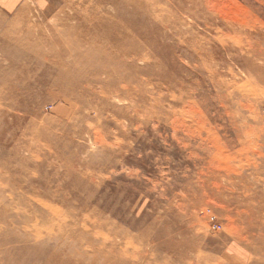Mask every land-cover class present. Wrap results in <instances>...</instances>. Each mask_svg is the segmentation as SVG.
<instances>
[{
	"label": "rangeland",
	"instance_id": "rangeland-1",
	"mask_svg": "<svg viewBox=\"0 0 264 264\" xmlns=\"http://www.w3.org/2000/svg\"><path fill=\"white\" fill-rule=\"evenodd\" d=\"M198 1L0 0V264H264V0Z\"/></svg>",
	"mask_w": 264,
	"mask_h": 264
},
{
	"label": "bare ground",
	"instance_id": "bare-ground-1",
	"mask_svg": "<svg viewBox=\"0 0 264 264\" xmlns=\"http://www.w3.org/2000/svg\"><path fill=\"white\" fill-rule=\"evenodd\" d=\"M147 1V0H146ZM212 2V1H211ZM123 3V2H122ZM117 4H118V2H117ZM120 4V3H119ZM125 4V3H124ZM197 4H200V5H202V2L199 0L198 2H197ZM205 6H206V4H204ZM213 5V4H212ZM97 6V5H96ZM208 8V7H207ZM95 10H97V9H95ZM94 10V11H95ZM93 11V10H92ZM139 12V11H138ZM138 14V13H137ZM120 15H121V13H120ZM68 18V17H67ZM140 18V17H139ZM144 18V17H143ZM81 21V20H80ZM236 21V20H235ZM84 22V21H83ZM83 22H82V24H83ZM88 23H89V21H88ZM94 23V22H93ZM66 24V23H65ZM134 26V25H133ZM65 27H67V25H65ZM70 27V26H69ZM84 27V26H83ZM89 27V26H88ZM55 28V27H54ZM80 28H82V27H80ZM130 29V28H129ZM65 30V29H64ZM80 30V29H79ZM87 31H89L88 29H86ZM81 31H82V29H81ZM80 31V32H81ZM84 31H85V28H84ZM30 32V30L29 29H27L26 30V34H25V36H26V39L28 40V38H30V35H31V33H29ZM71 32V31H70ZM78 32V31H77ZM80 32H78L79 34H80ZM83 32V31H82ZM81 32V33H82ZM7 33V32H6ZM86 33V32H85ZM134 33V32H133ZM68 34V33H67ZM73 34V33H72ZM59 35V34H58ZM74 35H75V33H74ZM88 35V34H87ZM64 36H66V34L64 35ZM64 36H62V37H64ZM82 36V35H81ZM83 36H85L86 37V35H83ZM96 36H97V34H96ZM122 36H123V34H122ZM67 37H69L68 35L66 36V38ZM77 37V36H76ZM75 37V38H76ZM81 38V40H82V37H80ZM86 38H89V37H86ZM70 39V38H69ZM140 39V38H139ZM62 40V39H61ZM65 40V39H64ZM63 40V41H64ZM76 40H77V38H76ZM72 41H73V39H72ZM66 41H64V43H65ZM76 42V41H75ZM96 42V41H95ZM98 42V41H97ZM79 43V42H78ZM84 43H86V41L84 42ZM90 43V42H89ZM73 44V43H72ZM86 44H88V43H86ZM74 45V44H73ZM82 45V44H81ZM99 45V44H98ZM103 45V44H102ZM64 46V45H63ZM86 46V45H85ZM251 46V45H250ZM82 47V46H81ZM79 48V47H78ZM83 48V47H82ZM80 50V49H79ZM131 50V49H130ZM107 51V50H106ZM128 51V50H127ZM116 52V51H115ZM257 52V51H256ZM77 54V53H76ZM80 54V53H79ZM81 54H82V52H81ZM127 55V54H126ZM133 55V54H132ZM100 56V55H99ZM77 57V56H76ZM76 57H75V59H76ZM84 57V56H83ZM79 58H81V57H79ZM77 59H78V57H77ZM77 61V60H76ZM85 61V60H84ZM58 62H59V60H58ZM82 63V62H81ZM46 64V63H45ZM69 64V63H68ZM93 64V63H92ZM17 65V64H16ZM20 65V64H19ZM48 65V64H47ZM70 67L72 66V65H69ZM68 66V67H69ZM90 66H92V65H90ZM89 66V67H90ZM24 67H26V66H24ZM87 67V66H86ZM21 68V67H20ZM79 68V67H78ZM84 68V67H83ZM82 68V69H83ZM30 69V68H29ZM24 70V69H23ZM73 70V69H72ZM85 70V69H84ZM89 70H90V68H89ZM61 72V71H60ZM80 73H81V71H80ZM82 73H84V71L82 72ZM64 74V73H63ZM95 74V73H94ZM80 75V74H79ZM82 75V74H81ZM60 76H62L61 74H60ZM84 76V75H83ZM43 79V78H42ZM61 80V79H60ZM20 81V80H19ZM58 81H59V79H58ZM42 82V81H41ZM45 82V81H44ZM75 82H77V81H75ZM14 88H16V87H14ZM252 94V93H251ZM254 95V94H253ZM244 97V96H243ZM251 97H253V96H251ZM253 101L252 100H250V95H248L247 97H245V102H243L242 100H240V99H238L237 101H236V104H237V111H238V113H242V110L244 111V107H246V108H248V109H250L251 111H252V109L254 108L255 109V104L253 103ZM222 106V105H221ZM193 111H195V110H193ZM246 111V110H245ZM248 112V111H247ZM255 113H257L256 111H254ZM261 113V112H260ZM235 115H236V112H235ZM244 115V114H243ZM258 115V114H257ZM257 115H255V116H257ZM242 116V115H241ZM245 116V115H244ZM249 116V115H248ZM243 117V116H242ZM195 118V117H194ZM200 119V118H199ZM248 119V118H247ZM259 120V119H258ZM259 121H262V120H259ZM258 121V122H259ZM200 125V124H199ZM203 127V126H202ZM201 127V128H202ZM186 129V128H185ZM197 129V128H196ZM198 130V129H197ZM5 131V130H4ZM109 132V131H108ZM129 137V136H128ZM100 140V139H99ZM120 144V143H119ZM12 167H13V165H12ZM11 167V168H12ZM1 172V171H0ZM17 172H18V170H17ZM7 176V175H6ZM13 176V175H12ZM19 179V178H18ZM14 181V180H13ZM17 182V181H16ZM1 183V182H0ZM14 183V182H13ZM16 184V183H15ZM157 184V183H156ZM5 185V184H4ZM3 186V185H2ZM1 199V198H0ZM24 199V198H23ZM22 199V200H23ZM3 201V200H2ZM25 201V200H24ZM29 201V200H28ZM3 203V202H2ZM1 203V204H2ZM21 203V202H20ZM22 203H23V201H22ZM28 203V202H27ZM5 204V203H4ZM20 205V204H19ZM19 207V206H18ZM1 210H2V208H1ZM14 210V209H13ZM27 210V209H26ZM8 211H11L10 209H9V207L6 205V207L4 208V213L7 215L8 213H10V212H8ZM2 213V212H1ZM35 218V217H34ZM6 219H8V217L6 216ZM13 219V218H12ZM48 219V218H47ZM49 219H51V218H49ZM53 219V218H52ZM51 219V220H52ZM11 220V219H10ZM9 221V220H8ZM10 222V221H9ZM21 222V221H20ZM28 222V220L26 219V218H23V225L25 224V223H27ZM65 222V221H64ZM47 223H48V220H47ZM46 224V223H45ZM54 224V223H53ZM101 224V223H100ZM99 224V225H100ZM37 225V224H36ZM60 225V224H59ZM33 226V225H32ZM1 227H3V229H6V228H9L8 227V225L6 224V223H3L2 222V226ZM37 227V226H36ZM25 228H27V227H25ZM24 228V229H25ZM38 228V227H37ZM41 228V227H40ZM48 228H50V227H48ZM57 228V227H56ZM12 229H15V228H12ZM33 229V228H32ZM42 229V228H41ZM31 230V229H30ZM32 231V230H31ZM38 232H41V231H38ZM59 232H61V230L59 231ZM35 234V233H34ZM67 234V233H66ZM78 235V234H77ZM110 235L109 234H106V236L105 237H109ZM76 237V236H75ZM73 238V237H72ZM76 238H78V236L76 237ZM82 238V237H81ZM85 237H83V239H84ZM87 239V238H86ZM97 239V238H96ZM95 239V240H96ZM109 239H111V238H109ZM108 239V240H109ZM70 240V239H69ZM82 240V239H81ZM262 240V239H261ZM57 241V240H56ZM72 241V240H71ZM86 241V240H85ZM85 241H84V243H85ZM92 241V240H91ZM76 242V241H75ZM101 242V241H100ZM110 242V241H109ZM71 243V242H70ZM80 243V242H79ZM61 244V243H60ZM87 244H88V247H93V245H94V242H90V240L87 242ZM103 244V243H102ZM106 244V243H105ZM70 245H72V244H70ZM79 245H81V244H79ZM86 245V244H85ZM107 245V244H106ZM105 245V246H106ZM65 246V245H64ZM66 246H67V244H66ZM77 246V245H76ZM83 246H84V244H83ZM82 246V247H83ZM99 246V245H98ZM104 246V247H105ZM58 247H60V246H58ZM57 247V248H58ZM113 247H115V244L113 245V244H111L110 245V248H111V250L112 251H115L114 250V248ZM80 248V247H79ZM94 248V247H93ZM95 249V248H94ZM97 249H98V247H97ZM72 250H74V249H72ZM76 250V249H75ZM108 250V249H107ZM54 251V250H53ZM80 251V250H79ZM77 252V253H80V252ZM85 251V250H84ZM96 251V250H95ZM103 251V250H102ZM70 252V251H69ZM93 252V251H92ZM107 252V251H106ZM105 252V253H106ZM127 252V251H126ZM126 252H120V253H118V254H125ZM60 253V252H59ZM71 253V252H70ZM89 253V252H88ZM95 253V252H94ZM111 253V252H110ZM81 254V253H80ZM84 254V253H83ZM93 254V253H92ZM96 254V253H95ZM94 254V255H95ZM113 254V253H112ZM52 255H53V252H52ZM73 255V254H72ZM86 255V254H85ZM104 255H106V254H104ZM138 255H141L142 257H143V259L144 258H146V251H145V253H143L140 249H139V251H136V252H134V255H133V257L130 259V260H133V261H135V262H132L133 264H138L137 263V260H136V257L138 256ZM44 256V255H43ZM76 256H77V254H76ZM80 256V255H79ZM93 256V255H92ZM96 256V255H95ZM103 256V255H102ZM56 257V256H55ZM64 257V256H63ZM97 257V256H96ZM118 257V256H117ZM57 258H59V257H57ZM56 258V259H57ZM65 258V257H64ZM71 258V257H70ZM81 258V257H80ZM101 258V257H100ZM121 258V257H120ZM119 258V259H120ZM184 259H183V261H182V264H205V263H199L201 260H202V257H201V260L199 261V262H193V260H191V259H189L187 256L186 257H183ZM110 259H115V257L113 256V258H110ZM123 259V258H122ZM45 260V259H44ZM54 260V259H53ZM58 260V259H57ZM69 260V259H68ZM76 260V259H75ZM95 260V259H94ZM105 260V259H104ZM205 260V259H204ZM208 260V259H207ZM46 261V260H45ZM52 261V260H51ZM59 261V260H58ZM80 261V260H79ZM139 261H141V260H139ZM206 261V260H205ZM209 261V260H208ZM50 262V261H49ZM74 262V261H73ZM105 262V261H104ZM114 262V261H113ZM53 263V262H52ZM80 263V262H79ZM86 263V262H85ZM94 263V262H93ZM108 263H110V262H108ZM140 263V262H139ZM210 263V262H209ZM72 264V263H71ZM102 264V263H101ZM143 264V263H142ZM145 264V263H144ZM157 264H173V262H170L169 260H162V261H160L159 263H157ZM208 264V263H207Z\"/></svg>",
	"mask_w": 264,
	"mask_h": 264
},
{
	"label": "built area",
	"instance_id": "built-area-1",
	"mask_svg": "<svg viewBox=\"0 0 264 264\" xmlns=\"http://www.w3.org/2000/svg\"><path fill=\"white\" fill-rule=\"evenodd\" d=\"M212 220L214 221V218Z\"/></svg>",
	"mask_w": 264,
	"mask_h": 264
}]
</instances>
